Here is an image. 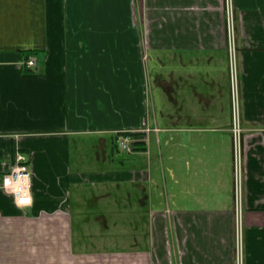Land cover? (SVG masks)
<instances>
[{
	"label": "crops",
	"instance_id": "0c3cea01",
	"mask_svg": "<svg viewBox=\"0 0 264 264\" xmlns=\"http://www.w3.org/2000/svg\"><path fill=\"white\" fill-rule=\"evenodd\" d=\"M234 7L243 264H264V0ZM228 64L223 0H0V178L16 152L32 173L31 205L0 188V264H236ZM84 180L123 186L107 236L84 235L107 198Z\"/></svg>",
	"mask_w": 264,
	"mask_h": 264
},
{
	"label": "built area",
	"instance_id": "2783aa9c",
	"mask_svg": "<svg viewBox=\"0 0 264 264\" xmlns=\"http://www.w3.org/2000/svg\"><path fill=\"white\" fill-rule=\"evenodd\" d=\"M223 8L226 21L227 51L229 65V90L231 101V136L233 143L232 167H233V198H234V236L236 264H243V192L245 176V148L244 129L241 124V108L239 94V71L237 61V45L235 37V7L234 0H223ZM146 61V54H143ZM28 68L35 65L34 59L25 61ZM157 128H144L143 132L156 131ZM138 138L128 134H118L117 144L124 151H131L134 141ZM146 140L145 138H142ZM0 188L9 193L15 203L20 206H28L32 203V173L29 161L25 154L16 152L14 164L0 178Z\"/></svg>",
	"mask_w": 264,
	"mask_h": 264
},
{
	"label": "rangeland",
	"instance_id": "374dc122",
	"mask_svg": "<svg viewBox=\"0 0 264 264\" xmlns=\"http://www.w3.org/2000/svg\"><path fill=\"white\" fill-rule=\"evenodd\" d=\"M149 71H150L149 72V76H150L151 75V70L149 69ZM149 89H150V87H149ZM88 144H89V146L87 147ZM85 146L87 147V149H84V152H82V151H77V153L75 152V154H77L78 157H83V155H84V160H85V161H83L84 169L88 170V171H92V170H95L97 168V166L100 168V165L97 164L98 161H96V159H95V162L94 161H92V162L90 161L91 158L94 159V157H97L96 150L97 151L99 150L97 148V145L95 144V145L92 146V144L90 142L89 143L86 142ZM111 149H113V148H111ZM99 151L101 152V150H99ZM109 151L110 150H105L104 154H109ZM113 151L114 152H110L111 154H109V155H113V156L118 155L119 156L121 154V153H119L120 151L118 149H114ZM118 156H116V157H118ZM103 165H104V162H103ZM104 166L106 167V165H104ZM81 167H82V165H81ZM81 187H84L85 189H88V188L91 189L92 188L93 190H95L97 192V194L102 195L104 197H107V191L108 190H111V192H115L116 188H121V190L123 188L122 185L116 186V185H113V183L112 184L111 183L108 184L107 182H100V183L94 182V183H91V182H87V180H84L83 182H81ZM81 197H82V195L80 194V192H78V194H76V199L77 198L81 199ZM115 198H116V196H115ZM115 198L112 197V199H111V198L107 197V198H105V202L103 204L95 203L93 208L94 209H98L99 212H94V210H93V212L91 210H87V211L83 210L81 212V214L83 216H86V215H88V213H91V212L95 213V215L98 216V213H99L100 218L102 217L101 215L103 214V218H102L103 226L100 227V228H97V227L92 228V227H88V225H87V227L85 226L84 228H82V229H84V232H85L84 235L102 237V236H107L109 234V231L111 233L112 230H114L113 228H108L107 227V225H108L107 223H109L108 222L109 221L108 220V213H107V204L108 203H112L113 202L112 205L116 204L118 206L117 211H115V213H113L111 211L109 212L110 213L109 217H111V215H116V217L118 219L117 223H120V224L124 223L123 210H118V209L122 208L123 200L122 199L118 200V198H116V199ZM108 200H110V201H108ZM86 204L90 205L91 203L90 202L85 203V201H84L83 206H85ZM101 210H102V212H101ZM126 234H127V229H124L123 226H122V228H116V237H115L116 243H115V246L120 247V248H125L126 246L127 247L130 246V245H128L129 243H127V242L124 243V241H123L124 240V236ZM107 241H108L107 239L106 240L100 239V241L97 243V245L107 246L108 245ZM119 257L120 258H118L117 261L119 263L123 264L122 262L124 260H123L122 256H119Z\"/></svg>",
	"mask_w": 264,
	"mask_h": 264
},
{
	"label": "trees",
	"instance_id": "16d2710c",
	"mask_svg": "<svg viewBox=\"0 0 264 264\" xmlns=\"http://www.w3.org/2000/svg\"><path fill=\"white\" fill-rule=\"evenodd\" d=\"M137 144H141V140L139 141V138H138L136 141L133 142V145H132L133 148H136L135 145H137ZM138 148H139V147H138ZM139 149H140V148H139Z\"/></svg>",
	"mask_w": 264,
	"mask_h": 264
}]
</instances>
